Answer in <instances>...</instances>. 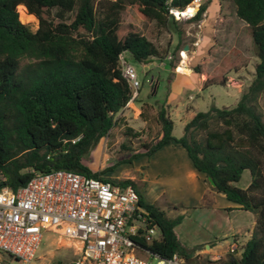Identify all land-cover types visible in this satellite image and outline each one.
Returning <instances> with one entry per match:
<instances>
[{
	"label": "trees",
	"instance_id": "trees-1",
	"mask_svg": "<svg viewBox=\"0 0 264 264\" xmlns=\"http://www.w3.org/2000/svg\"><path fill=\"white\" fill-rule=\"evenodd\" d=\"M192 1L0 0V188L15 191L35 174L55 169L110 180L104 174L117 164L92 171L82 160L109 133L117 122L115 115L131 99L119 55L123 53L129 63L162 59L158 47L144 35L129 32L118 37L120 11L136 4L143 16L164 27L173 18L170 10L183 12ZM232 1L236 16L250 28L256 57L254 77L246 90L231 107L211 105L196 112L180 137L173 135V121L161 106L157 140L120 163L149 157L168 144L184 147L193 166L213 180L215 191L238 208L255 213L254 228L240 246V255L227 253L223 263L211 262L264 264V115L258 104L264 98V0ZM19 5L38 18L35 31L21 22ZM53 8L60 18L57 22L43 14ZM205 9L201 5L194 20L201 19ZM67 13L73 14L70 22ZM224 70L218 66L203 87L226 85ZM244 170L251 180L241 188L235 183ZM119 183L134 187L130 179ZM134 188L139 204L161 233L142 247L165 258L177 253L189 263L196 248L184 246L175 232L183 214L169 216Z\"/></svg>",
	"mask_w": 264,
	"mask_h": 264
},
{
	"label": "rangeland",
	"instance_id": "rangeland-1",
	"mask_svg": "<svg viewBox=\"0 0 264 264\" xmlns=\"http://www.w3.org/2000/svg\"><path fill=\"white\" fill-rule=\"evenodd\" d=\"M190 4L181 13L178 12L179 10H170L173 18H169L164 27L155 20L143 16L136 4H127L120 11L118 37L123 38L129 32L142 34L158 47L162 56V59L154 57L146 63H131L140 82L138 97L134 103L140 106L144 103L152 105H143L140 113L133 111L132 114L121 118L117 116L118 112L115 115L117 119L115 125L82 161L92 171H101L117 164L113 171L104 175L117 182L130 179L134 187L137 189L140 187L141 192L148 195L149 200L156 194L162 195L161 197L158 195L152 202L157 201L161 204L166 199L169 200L167 195L163 194L165 191L174 192L175 201L172 203L179 209L174 211L168 209L167 205H161L169 216L178 214L185 216L179 227V236L181 235L184 246L196 248L190 262L185 260L186 264H218L211 261L218 260L223 263L227 259V253H232L237 257L240 255V246L250 238L254 228V225L251 226V219H254L255 213L249 210L231 211L229 218L224 216L226 210L213 212L207 209L208 205L205 201L201 206L205 209L202 208L203 210L200 211L201 207L197 205L194 207L196 204L194 200L188 201L190 202L187 205L189 207H181L178 202L184 203L186 199L178 201L177 198H182L185 194L183 189L187 181L184 177H179L176 183L143 182L139 181L141 168L135 167V161L120 163L134 153L142 152L144 144L157 140L160 134L157 111L161 106H165L173 121V135L180 137L183 133L180 120L185 116L184 111H206L211 105L219 108L231 107L238 101L254 77L256 57L251 31L248 25L236 16L233 1L194 0ZM201 5L206 6L202 18L194 20L193 16ZM17 12L22 21L19 20L35 31L38 27V18L29 14L24 5H19ZM56 12L53 8L44 10L43 14L57 22L60 18L56 16ZM66 15L68 16L66 21L70 22L73 14L67 13ZM186 45L188 48L184 49ZM169 57L171 59H168ZM23 63L24 61L21 62ZM185 64L190 71L188 73L181 72ZM218 66L225 69L226 85H212L203 90L199 87L185 88L167 104L170 89L168 80L174 81L178 74H182L191 75L192 80L195 81L197 76L201 79L205 74L217 73ZM156 81L159 82L157 94ZM258 104L264 115V98H261ZM178 108L184 110L177 116L176 109ZM201 138L202 135H198V139ZM249 178H251L249 171L244 170L235 185L243 188L245 184H248ZM164 186L165 191H161ZM195 208L196 211H194ZM179 210L187 213H181ZM213 213L215 216L211 217ZM230 225L232 227L228 229ZM220 226L226 230L223 229L222 233H217ZM193 231L194 237L190 235ZM235 234L238 235L234 236ZM206 238L210 239L209 242L195 244ZM75 242V240L69 241L67 237L59 233L44 231L40 246L31 261L23 263L5 253H0V257L5 264H58L59 262L71 264L78 255V247L73 244ZM232 249L235 251L231 252ZM136 254L144 256L142 253ZM211 255H216V257L210 258Z\"/></svg>",
	"mask_w": 264,
	"mask_h": 264
},
{
	"label": "built area",
	"instance_id": "built-area-1",
	"mask_svg": "<svg viewBox=\"0 0 264 264\" xmlns=\"http://www.w3.org/2000/svg\"><path fill=\"white\" fill-rule=\"evenodd\" d=\"M119 59L132 90L131 102L140 82L123 53ZM44 231L79 243L71 264H186L177 253L165 258L142 247V243L159 239L161 233L139 204L131 184L72 170L37 173L15 191L0 188V253L29 262ZM0 264H5L1 257Z\"/></svg>",
	"mask_w": 264,
	"mask_h": 264
},
{
	"label": "crops",
	"instance_id": "crops-1",
	"mask_svg": "<svg viewBox=\"0 0 264 264\" xmlns=\"http://www.w3.org/2000/svg\"><path fill=\"white\" fill-rule=\"evenodd\" d=\"M208 75L209 74H205V76L202 77L201 79H199V77L197 76L196 80L194 81V80H192L191 75L186 76V75L178 74L174 81L168 80L170 89H169V95L167 96V104H169V102L171 100L175 99L178 96V94H180L183 91V89H185V88H189V87L190 88H194V87L198 88L199 87L201 90L205 89L203 87V82L205 81V79ZM153 80H155V79H153ZM155 84H156L155 87H156V94H157L159 82L156 81ZM137 97H138V95H137ZM135 99L133 101L129 102L126 107H124L121 111H119V113L117 114V116H119V118H121L122 116H128L129 114H132L133 111L140 113L141 107L143 105H147V106L152 105L149 103H144L141 106L136 105L134 103ZM176 105H179V104H176ZM183 110L184 109H182V108L176 109V113H177L176 115L178 116V114L183 112ZM196 112H198V111H194V110L193 111L190 110V112L187 110L184 111L185 116H183V118L180 120V125L182 126V128L196 114ZM168 115L170 117L169 112H168ZM172 133H173V130H172ZM139 158H136L133 160L136 163L135 167L141 168V178L139 179V181L140 180L143 182L144 181H146V182L152 181L153 183H157V182H160V183L161 182L176 183L178 181L179 177H184L186 179L187 185L183 189V192L185 194L182 196V198H177L178 201H180V199H186V201H184V203L178 202L181 207H189L187 205L190 203V202H188L190 200L196 201V204H194V207H196V205L201 207L202 202L205 201L206 205H208L207 209H211L213 212L215 210H226V213H224V216L226 215L228 217H229L231 211L243 210V209L238 208V206L236 204L229 201L223 193L217 192L213 189V187L210 185L207 177L203 173L199 172L193 166V164H192V162H191V160L187 154V151L182 146L175 145V144H168V145L163 146L159 150L155 151L149 157L148 156H141ZM250 180H251V178H249L248 181L250 182ZM249 182H248V184H249ZM248 184H245L244 187H246ZM138 190L140 191L143 199L146 202L157 203V201H155V202H152V201L156 200V197H158L159 194H156L154 198H150L151 200H149L148 195H144V193L141 192L140 187H138ZM161 191H165V186L161 189ZM173 193L174 192L165 191V193H163V194H166L169 200L166 199L167 201L165 200V202H163L161 204H164L167 206L174 205L173 201H175V200L173 198V196H174ZM158 204L160 206H162L160 204V202ZM202 208H204V207H201L200 211L203 210ZM172 210L175 211V209H172ZM196 210L197 209L195 208L194 211H196ZM179 211L181 213H187L186 211H184V212L182 210H179ZM214 216H215V214L213 213L211 215V217H214ZM253 217H254V219L253 220L251 219V226L252 227L255 224V215H253ZM184 218H185V216H183L181 222H183ZM181 222L175 226V232L177 234L179 241L182 243L181 235L179 236V227L181 225ZM208 223H209V221H208ZM231 227H232L231 225L228 226V229ZM252 227H251V229H252ZM223 229L226 230L225 228L220 226L217 230V233L218 232L222 233ZM239 233H241V232H239ZM238 234H235L234 236H236ZM190 235H192L194 237V231ZM214 238H216V237H214ZM67 239L72 242L71 239H69V238H67ZM209 240H210L209 238H206V239L200 240L199 242H197L195 244H202L205 242H209ZM73 244L76 247H78V249H79L80 245L78 242H75ZM215 257H216V255L210 256V258H215Z\"/></svg>",
	"mask_w": 264,
	"mask_h": 264
},
{
	"label": "water",
	"instance_id": "water-1",
	"mask_svg": "<svg viewBox=\"0 0 264 264\" xmlns=\"http://www.w3.org/2000/svg\"><path fill=\"white\" fill-rule=\"evenodd\" d=\"M173 10H176V9H173ZM178 12L181 13L180 10H179ZM181 16H182V15H181ZM187 48H188V46L186 45V46L184 47V49H187ZM207 179H208L210 185H211L212 187H214V186H215V183L213 182V180H212L210 177H207ZM207 247H209V246H207Z\"/></svg>",
	"mask_w": 264,
	"mask_h": 264
},
{
	"label": "bare ground",
	"instance_id": "bare-ground-1",
	"mask_svg": "<svg viewBox=\"0 0 264 264\" xmlns=\"http://www.w3.org/2000/svg\"><path fill=\"white\" fill-rule=\"evenodd\" d=\"M190 68V67H189ZM188 71H189V69H188V67L186 66V64L184 65V66H182V68H181V72H183V73H188ZM190 72V71H189Z\"/></svg>",
	"mask_w": 264,
	"mask_h": 264
}]
</instances>
